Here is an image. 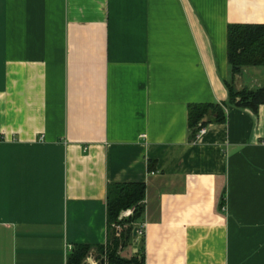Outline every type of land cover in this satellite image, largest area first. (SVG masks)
I'll list each match as a JSON object with an SVG mask.
<instances>
[{"label":"crops","instance_id":"0c3cea01","mask_svg":"<svg viewBox=\"0 0 264 264\" xmlns=\"http://www.w3.org/2000/svg\"><path fill=\"white\" fill-rule=\"evenodd\" d=\"M230 24H264V0H0V264L92 257L116 235L107 186L128 182L145 196L118 216L121 257L264 264V104L187 127L188 104L228 98Z\"/></svg>","mask_w":264,"mask_h":264},{"label":"trees","instance_id":"16d2710c","mask_svg":"<svg viewBox=\"0 0 264 264\" xmlns=\"http://www.w3.org/2000/svg\"><path fill=\"white\" fill-rule=\"evenodd\" d=\"M227 62L230 67V78L226 82L228 98L222 103H191L187 105V127L189 139L194 140L197 132L209 123H224L225 109L233 106L248 109L257 113L264 104V85L257 88H236L234 77L240 74L244 66L264 67V24H230L227 28ZM152 169V162L148 164ZM145 196V184L142 182L113 183L107 186L106 207L110 224L121 223L118 216L121 211L132 209L131 215L125 220L127 223L137 221L143 210L142 201ZM112 232L116 234L113 227ZM130 233V231H129ZM114 236V235H113ZM109 264H133L137 260L133 257L124 258L115 254L118 242L113 237L107 244ZM98 249L103 246H96ZM87 244H76L68 251L67 264H80L83 257L90 251Z\"/></svg>","mask_w":264,"mask_h":264},{"label":"rangeland","instance_id":"374dc122","mask_svg":"<svg viewBox=\"0 0 264 264\" xmlns=\"http://www.w3.org/2000/svg\"><path fill=\"white\" fill-rule=\"evenodd\" d=\"M133 211V210H132ZM131 215V214H130ZM129 217V216H128ZM120 220V219H119ZM121 221V220H120ZM120 224V234L119 235H114V237L116 238V241L118 242V248H120L121 242L123 241V235H122V230L124 229V226H122L121 223ZM114 227L115 229V225H112V228ZM109 246H105L101 249L96 248L92 254L93 256H89V252L83 257L82 261L80 264H90L92 262H94V264H100L101 260L104 261V264H109V251H108ZM109 250H112V247L109 248ZM118 254V250L117 253L115 254V256L117 257ZM120 256V255H119ZM131 258V257H130ZM135 258V257H133ZM137 260V258H135Z\"/></svg>","mask_w":264,"mask_h":264},{"label":"built area","instance_id":"2783aa9c","mask_svg":"<svg viewBox=\"0 0 264 264\" xmlns=\"http://www.w3.org/2000/svg\"><path fill=\"white\" fill-rule=\"evenodd\" d=\"M204 131V127H202L196 134L195 138L198 137L199 134H201ZM132 213V209H126L123 211V214H125V216H129ZM120 224H116L115 225V230H116V235L120 234ZM136 234L142 236L144 234V226L141 225L140 227L136 228Z\"/></svg>","mask_w":264,"mask_h":264},{"label":"water","instance_id":"95a60500","mask_svg":"<svg viewBox=\"0 0 264 264\" xmlns=\"http://www.w3.org/2000/svg\"><path fill=\"white\" fill-rule=\"evenodd\" d=\"M133 233H134V234L136 233V228H133ZM100 264H104V261L101 260Z\"/></svg>","mask_w":264,"mask_h":264}]
</instances>
